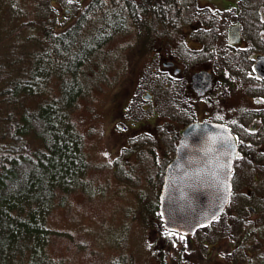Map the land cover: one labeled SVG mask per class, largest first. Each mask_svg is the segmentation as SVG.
Returning a JSON list of instances; mask_svg holds the SVG:
<instances>
[{"label": "rangeland", "instance_id": "1", "mask_svg": "<svg viewBox=\"0 0 264 264\" xmlns=\"http://www.w3.org/2000/svg\"><path fill=\"white\" fill-rule=\"evenodd\" d=\"M79 1L15 0L16 8L13 11L6 8L0 18L2 43L5 44L14 31V46L24 49L35 47L24 39L27 34L34 32L39 35L40 32L25 28L19 30L18 26L23 21H34L36 23L29 22L31 27L40 28L52 20L61 31L69 29L76 21L75 14L82 11L88 0H82V4ZM195 1L181 0L180 9L183 12L179 18L182 22L190 19L188 23H191L185 24L195 23ZM253 4L257 6L258 0H253ZM247 5L251 9L250 24L262 25L261 36L264 37V8H260V20L250 1ZM61 16L65 17L58 23L57 19ZM129 31L125 27L122 33H116L80 66L77 79L80 100L73 109L72 118L84 135L89 169L86 184L67 194L60 193L58 200L63 199L48 217L52 264H158L157 258L159 264H176L179 260L175 257L182 260L195 253H201V258L215 255L210 264H254L264 251V173L258 174L256 179L253 172L236 174L235 195L229 213L222 214L212 227L199 230L195 235L196 246L186 243L182 247V240L178 238L174 246L175 237L164 233L158 215L160 192L156 187L159 185L160 170L151 169L150 160L146 158V161H141V169H136V173L131 171L132 163L124 161L129 159L127 151L110 164L111 153L117 148L119 140L112 119L120 117L124 105L120 103L119 95L122 93L118 92L129 82V68L134 58ZM53 77L50 86L58 95L63 84H70L73 80L72 76L64 80L56 75ZM145 83L141 82L136 92L135 104L150 107V102L145 101L140 92L152 91L154 82ZM150 110L148 115L153 116ZM116 126L120 129V125ZM250 206L256 208L257 214ZM231 211L237 216L232 218ZM236 226L238 229L231 232ZM244 235L250 243L236 245L235 241ZM153 252L161 255L156 258ZM187 264L202 263H190L189 260Z\"/></svg>", "mask_w": 264, "mask_h": 264}, {"label": "flooded vegetation", "instance_id": "2", "mask_svg": "<svg viewBox=\"0 0 264 264\" xmlns=\"http://www.w3.org/2000/svg\"><path fill=\"white\" fill-rule=\"evenodd\" d=\"M103 1L104 12H110L108 15L114 19L120 18L117 22L122 23L123 10L112 11V5ZM249 1L260 19L264 0H258L257 6L253 0H237L236 3L233 0H196L193 25H188L190 19L182 22L181 18L172 17V14L181 15L183 10L180 8L166 9L163 13L166 18L155 23L153 5L136 0L132 1L133 15L126 14L124 22V28H129L132 35L134 58L130 68L128 65L129 82L118 92L122 93L120 103L124 105L120 117L112 119L119 140L111 153L110 164L127 151L129 159L124 161L131 162V171L136 173V169H141V161L148 158L151 169L160 170L156 188L161 193L166 176L174 175L175 165L172 164L184 132L190 126L202 123L226 128L236 139L239 156L232 165V191L222 214H228L232 206L236 174L253 172L256 179L258 174L264 173V75L257 69L264 57V37L261 36L262 25L250 24ZM79 2L82 4V0ZM90 2L86 1L83 8ZM124 3L125 0H116L115 5L121 7ZM236 27L240 29V39L234 42L232 30ZM196 75L200 77L194 83ZM146 81L154 82V88L140 94L150 102V107L135 104L136 92L141 82L146 85ZM148 109L153 116L148 115ZM116 125H120V129ZM196 140L191 137L192 144ZM250 209L257 214L256 208L250 206ZM230 215L232 218L237 216L232 211ZM164 233L175 237L174 246L178 238L182 240V247L186 243L196 246L195 235L165 229ZM160 255L155 254L156 258ZM201 256V253H195L183 261L175 257L179 260L176 264H187L189 260L190 263L204 264L205 261L210 264L215 255ZM157 263H160L158 258Z\"/></svg>", "mask_w": 264, "mask_h": 264}, {"label": "trees", "instance_id": "3", "mask_svg": "<svg viewBox=\"0 0 264 264\" xmlns=\"http://www.w3.org/2000/svg\"><path fill=\"white\" fill-rule=\"evenodd\" d=\"M106 1L112 11L123 10L122 23L104 12L103 0H91L67 30L61 31L52 20L40 28L31 27L29 22L34 21L19 24V30L40 32L24 39L34 48L14 46V31L3 44L0 29V264H52L48 217L63 199L58 200L60 193L86 184L89 161L84 135L72 118L80 99V66L124 29L126 14L133 15L136 0H125L121 7L116 0ZM142 1L153 5L155 23L166 18V9L181 8V0ZM8 7L13 11L15 0H0V18ZM54 75L73 78L63 84L59 95L50 86ZM245 236L235 244H249ZM263 255L264 251L254 264H264Z\"/></svg>", "mask_w": 264, "mask_h": 264}, {"label": "water", "instance_id": "4", "mask_svg": "<svg viewBox=\"0 0 264 264\" xmlns=\"http://www.w3.org/2000/svg\"><path fill=\"white\" fill-rule=\"evenodd\" d=\"M239 31V27L232 30V41L240 39ZM257 69L264 75V57ZM191 137L197 138L195 144ZM238 156L236 139L228 129L206 123L190 126L172 164L174 175L166 176L160 195L165 229L189 236L217 219L229 204L232 165Z\"/></svg>", "mask_w": 264, "mask_h": 264}]
</instances>
